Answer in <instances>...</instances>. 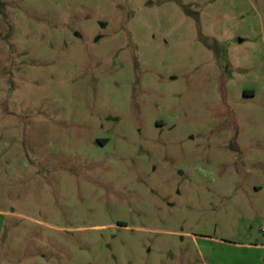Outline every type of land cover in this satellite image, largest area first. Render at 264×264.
I'll return each mask as SVG.
<instances>
[{"label":"rangeland","instance_id":"374dc122","mask_svg":"<svg viewBox=\"0 0 264 264\" xmlns=\"http://www.w3.org/2000/svg\"><path fill=\"white\" fill-rule=\"evenodd\" d=\"M0 264H264V0H0Z\"/></svg>","mask_w":264,"mask_h":264}]
</instances>
